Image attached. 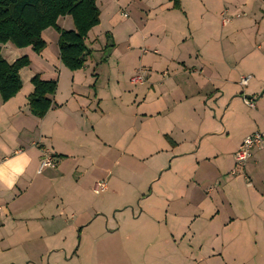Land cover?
I'll use <instances>...</instances> for the list:
<instances>
[{"label":"crops","instance_id":"0c3cea01","mask_svg":"<svg viewBox=\"0 0 264 264\" xmlns=\"http://www.w3.org/2000/svg\"><path fill=\"white\" fill-rule=\"evenodd\" d=\"M206 1L213 7L222 5V2L216 3L218 0H138L136 2L97 0L100 24L95 26L94 30L104 24L103 11L119 3L132 5L134 3L136 10L145 11L149 16L157 11L160 15L158 17L160 27L154 28L152 17L151 23L156 29L154 33L158 39L162 38V32H168L169 27V60L166 62L168 68L164 69L159 77L155 73L159 62L153 61L149 66L150 72L146 74L147 84H142V87L146 88L143 90L136 88L133 103L125 106L127 116L132 115L137 119L135 122L139 123H135L137 127L134 125L127 127L119 135L118 140H124L127 134L134 133L133 138L140 140L147 150V147L152 146L154 134L160 133L168 138L169 143L174 147L173 158L189 159V165L175 172L176 185L173 187L179 190L180 198L176 197L168 201L173 208L182 204L187 205L186 209L194 208L195 213L191 215L188 222L192 226L194 224L201 226L202 232L197 234L189 229L182 233L183 239L188 233L191 251L187 254L186 260L180 264H264V154L254 155V149L251 155L254 159L248 160L243 171L241 169L240 172L233 173L234 166L231 165L232 173L229 169L227 175L220 167L210 170L202 168L203 164H200L203 160L219 157L224 153L222 150L220 151L219 148L202 150L203 141L198 150L194 147V142L199 138L205 139L211 135L207 124L212 112V101H215L220 108V103L227 102V98H231L232 102L234 99L241 100V97L237 95L236 86L239 84L236 76L239 74L240 80L243 76L241 62L227 58L220 61L216 58L217 37L211 25L206 27L208 32L214 34L209 55L201 57L200 48H191L188 45L181 47L183 36H186L187 32L182 28V18L178 11H182L188 20L193 17L197 19L198 16L204 17V9L200 8V5ZM247 1L243 0V3L246 4ZM207 9V14L212 18L215 14L219 15L217 10ZM107 14L111 15V11ZM166 15H169V25ZM221 24L227 28L230 23L224 25L221 18ZM58 25L67 30L75 28L70 15L61 16L58 19ZM146 27L147 25L144 24L143 28L146 29ZM90 33L91 31L86 39L88 49ZM200 33H204V29ZM200 33L194 30L190 36L199 39ZM153 35L150 33L151 37ZM43 38L47 46L40 53L35 52L31 46L18 48L12 43L0 45L3 57L10 63L23 55H28L31 59V64L20 71L23 87L19 93L7 102H3L0 95V264H41L36 260L40 253L42 256H48L49 264H51L52 258L57 259V255L63 251L66 254L64 243H68V239L77 231L81 214L77 216V214L70 215V212H66V216L70 215L69 219L64 217L60 220L63 226H59L56 221L58 215L47 216L44 212L33 211V209H45V206L37 202L34 204L33 200L36 199L34 195L43 194L54 185L59 189L60 182L64 180L72 181L79 167H82L81 178L87 175L93 176L92 165L89 163L90 160H94L91 158L92 152L97 151L99 155L97 158L101 160L107 152L106 134L110 122V110L104 106L105 95L101 93V91L104 93V88L97 85L98 78L95 80V70L91 74L88 72L89 59L86 58L82 69L73 71L61 61L58 31L50 27L43 32ZM156 43L160 45L162 40H156ZM172 52L177 54V57L170 56ZM135 71L137 70L134 68L131 77ZM36 74H40L44 80L58 82L57 92L53 96L55 106L43 118L35 116L29 106V95L34 90L31 80ZM249 75L251 79L244 92L257 94L262 87L260 90L258 86L249 88L253 79L252 74ZM258 80L264 82L262 77ZM160 87L162 89L158 91L157 88ZM168 89L169 94L162 96L161 91L167 93ZM141 91H144L143 95H140ZM159 93H161L160 96ZM139 96L141 99L137 102ZM151 97H153L152 101L146 104L147 98ZM260 107L261 104H256L252 110L264 118V107L262 109ZM229 111V109L225 111L226 116ZM165 115L168 121L162 122L164 128L158 130L156 127L153 131V118L165 117ZM221 131L222 134H230L227 130L226 117ZM256 132L262 133L264 137L262 131L254 130L242 134L238 140H235L231 151L234 159L242 141ZM185 145H189L190 148L186 149L183 147ZM141 148L142 146H139L138 149ZM255 148L264 149L263 146ZM44 149L56 157L57 165L44 168L39 173ZM81 161L82 166L78 163ZM155 178L154 180L157 181ZM110 179L108 177V180ZM138 179L135 187L138 191H142V183L145 182L146 177L143 179L139 175ZM205 185L208 187L207 192L216 191L213 197L207 196ZM64 186L61 188L63 189ZM108 186L107 184L105 191L109 190ZM90 187L93 188V184ZM53 191L56 190L53 188ZM77 191L84 190L78 188ZM241 191L245 192L246 201L239 202L227 195V192L237 194ZM208 199L212 201V204L214 200H217L215 203L218 207L209 217H206L205 209H207ZM139 202L142 206L141 217L145 207L142 200ZM84 203L87 206L84 205L86 210L93 209L92 201L84 200ZM62 204L65 203L62 202ZM225 204L230 211L222 217L221 205ZM56 205L60 207V204ZM106 207L108 205H105L103 210ZM52 208L56 209V207ZM108 209L120 210L122 207L115 204ZM103 210L96 212L102 214ZM56 225L58 228H52ZM92 225V220L85 221L80 233L83 235L85 231L83 227L87 226L89 232L96 228L98 230L97 224ZM110 225L111 221L107 219V229ZM118 228H122V222L118 223ZM119 231L113 232L112 235ZM101 233L106 235V232ZM169 254L175 256L173 252Z\"/></svg>","mask_w":264,"mask_h":264},{"label":"rangeland","instance_id":"374dc122","mask_svg":"<svg viewBox=\"0 0 264 264\" xmlns=\"http://www.w3.org/2000/svg\"><path fill=\"white\" fill-rule=\"evenodd\" d=\"M129 1L136 2L138 0ZM219 2H222L220 7L218 5L213 7L208 1L202 3L200 8L204 9L205 14L204 17L198 16L197 19L193 17L188 20L182 11H178V13L182 18V28L187 32L186 36H183L185 40L183 39L181 47L184 48L188 45L191 48H200L201 57L209 55V50L213 46L214 34L208 32L206 27L211 25L217 37L216 58L220 61L225 58L232 61L238 60L242 64V75L248 76L251 73L253 76L249 88L258 86V90H260L262 87L257 94L244 92L248 87L241 84L238 74L239 76H236V81L239 84L236 86L237 95L241 97L242 101L234 99L232 102L231 98H227V102L220 103V108L217 107L215 101H212V112L207 124L211 135L205 139L199 138L194 142V147L197 150L202 141V150H207V148L222 150L224 153L219 157L203 160L200 164H203L202 168L210 170L220 167L228 175L229 169L231 171L232 168L231 165L236 168L237 173L245 168V166L238 165L231 154L235 140H238L242 134L254 130L264 133V118L254 113L253 108L245 102L246 96L249 95L252 96V101L255 104H261L260 109L264 107V93L260 95L264 90V82L258 80L260 77L264 79V0H248L246 4L243 3V0L216 1L217 4ZM207 8L217 10L219 15L215 14L212 18L207 14ZM225 9H228V15L233 17L227 28L221 24V13ZM109 11H111V15L107 14ZM151 15L149 16L145 11L136 10L134 3L133 5L119 3L108 8L107 11H103L105 17L103 26L91 30V37L88 39L90 50L86 56L90 62L88 72L91 74L95 70L94 77L95 80L98 78L97 85L104 88V93L101 91L103 96L105 95L104 106L110 110V122L106 134L108 140L106 156L101 160L97 158L99 156L97 151L92 152L93 157L91 158L94 160H90L89 163L92 165L93 176L89 175L91 177H88L87 175L81 178L82 167H79V171L75 173L72 181L67 179V181L60 182L59 189L54 185L53 188L56 191H53L51 187L43 194H35L34 204L37 202L39 205L45 206V209H33V211L44 212L47 216L58 215L56 221L59 226H63L60 220L64 217L69 219L71 213L77 214V216L81 214L79 220L82 224L87 220H92V226L97 224L98 230L96 228L89 232L88 226L83 227L85 231L82 235L80 222L77 231L68 239V243H64L66 254L63 251L57 255V259L52 258L51 264H180L186 260L187 254L191 251L188 233L184 239L182 233L189 229L197 234L202 232L201 226L197 224L192 226L188 222L191 215L195 213L194 208L186 209L187 205L183 204L173 208L169 202L176 197L180 198L179 190L177 187H173L176 185L175 172L181 167L185 168L189 165V159L186 157H181L178 160L173 158L174 147L169 143V139L160 133L154 134L155 138L151 141L152 146L147 147V150L140 140L133 138L134 133L127 134V138L125 136L124 140H118L119 135L127 127L130 125L137 127L135 123H139L135 122L137 119L132 115L128 117V112H125V106L133 103L135 99V89L146 88L130 81L134 68L136 70L142 68L146 75L150 72L149 66L152 62L157 61L159 62L156 67L158 72L155 70V73L159 77L164 69L168 68L166 62L169 60V27L168 32H162V38L158 39L154 28L160 27L158 19L160 15L157 14V11L152 12ZM151 17L154 20L152 21L154 28ZM165 18L169 25V15H166ZM144 24L147 25L146 29L143 28ZM202 29H204V33H200ZM194 30L201 34L199 39L190 36ZM150 33L154 35L151 37ZM186 37L188 38L186 39ZM156 40H162V43L158 45ZM170 56L177 57V54L172 52ZM157 89L159 91L162 88ZM144 91H141L140 95H143ZM162 91V96L169 94V89L167 93ZM161 93L158 95L160 96ZM140 99L139 96L137 102ZM152 99L153 97L147 98L146 104ZM227 109L230 111L226 116ZM225 117L227 130L230 134L221 133ZM163 121H168L166 115L165 117H154L152 130L154 131L156 127L158 130L164 128ZM247 130L249 132H246ZM139 146L142 148L138 149ZM183 147L190 148L189 145ZM255 147L253 148V150L255 149L254 155L264 154V149ZM251 159L253 161L254 158ZM78 163L83 165L82 161ZM139 175L143 179L146 177L145 182L142 183V191H138L135 187L137 180L139 181ZM108 177L111 179L108 180ZM154 177L157 181L154 180ZM96 181L107 183L109 190H104L100 194L95 193L93 189ZM91 184H93V188L90 187ZM63 185L65 186L62 189ZM205 187L207 196L213 197L216 191L207 192V185ZM78 188L84 191L78 192ZM143 194L145 196H142ZM227 195L239 202L247 200L244 191L237 194L227 192ZM84 200L92 201L93 209L86 210L87 206ZM140 200L145 207L141 217ZM209 202L208 199L207 209H205L206 217H209L218 207L217 200H214L213 204L212 201ZM56 204H60V207H57ZM115 204L122 209H108ZM105 205L108 207L103 210ZM52 207H56V209ZM221 207V216L223 217L230 211V208L227 204L221 205ZM97 210H103L102 214H98ZM66 212H70V215L66 216ZM107 219L111 221L110 230L107 229ZM119 222H122V228H118ZM29 226L32 227L31 224ZM52 228H58V225L52 226ZM117 230H120L119 233L112 235ZM100 231L106 232V235L104 236V233L102 234ZM96 236L99 237L95 238ZM169 252L175 253V256H171ZM36 260L41 264H49L48 256H42V253Z\"/></svg>","mask_w":264,"mask_h":264},{"label":"trees","instance_id":"16d2710c","mask_svg":"<svg viewBox=\"0 0 264 264\" xmlns=\"http://www.w3.org/2000/svg\"><path fill=\"white\" fill-rule=\"evenodd\" d=\"M70 15L75 28L58 25L61 16ZM100 24L97 0H0V45L12 43L18 48L31 46L40 53L47 43L43 32L53 27L59 33L58 46L63 64L71 70L85 66L89 49L86 39L92 28ZM31 64L28 55L8 62L0 50V95L3 102L13 98L23 87L22 68ZM34 90L29 95L32 113L43 118L55 105L57 80H44L40 74L31 80Z\"/></svg>","mask_w":264,"mask_h":264},{"label":"built area","instance_id":"2783aa9c","mask_svg":"<svg viewBox=\"0 0 264 264\" xmlns=\"http://www.w3.org/2000/svg\"><path fill=\"white\" fill-rule=\"evenodd\" d=\"M127 15V14H125ZM239 16V14H237ZM233 17L228 15V9H225L222 12V22L224 25L229 24L232 21ZM251 76H243L241 78V84L243 86L248 85ZM147 78L145 72L142 68L138 69L136 73L131 77V82L134 84L142 85L146 83ZM246 103L252 108L256 107V104L252 101V99H245ZM255 146H264V137L260 132H256L250 136H247L242 143L240 144L236 154L235 161L238 165L245 166L247 161L252 155L253 148ZM57 165L56 157L51 154L48 150H43V155L41 158V163L38 172L41 173L44 168L47 167H55ZM233 172H236V168L233 169ZM107 189V184L104 181H98L95 184V192L101 193L102 191Z\"/></svg>","mask_w":264,"mask_h":264},{"label":"water","instance_id":"95a60500","mask_svg":"<svg viewBox=\"0 0 264 264\" xmlns=\"http://www.w3.org/2000/svg\"><path fill=\"white\" fill-rule=\"evenodd\" d=\"M264 93V90H263V92H261V94L260 95H262ZM248 99H252V96H246Z\"/></svg>","mask_w":264,"mask_h":264}]
</instances>
